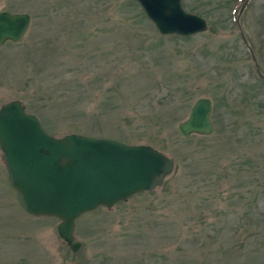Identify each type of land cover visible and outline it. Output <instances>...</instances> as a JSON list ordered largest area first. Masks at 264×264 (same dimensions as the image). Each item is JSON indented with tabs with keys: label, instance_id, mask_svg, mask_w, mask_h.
<instances>
[{
	"label": "rangeland",
	"instance_id": "1",
	"mask_svg": "<svg viewBox=\"0 0 264 264\" xmlns=\"http://www.w3.org/2000/svg\"><path fill=\"white\" fill-rule=\"evenodd\" d=\"M183 7L208 31L164 37L130 0H0L31 16L0 48V109L18 100L56 138L175 161L156 190L81 215L73 253L59 220L22 209L0 150V264H264V0ZM203 97L215 131L185 138L178 126Z\"/></svg>",
	"mask_w": 264,
	"mask_h": 264
},
{
	"label": "water",
	"instance_id": "2",
	"mask_svg": "<svg viewBox=\"0 0 264 264\" xmlns=\"http://www.w3.org/2000/svg\"><path fill=\"white\" fill-rule=\"evenodd\" d=\"M131 1L141 5L162 36L190 37L208 31L207 21L188 13L183 0ZM30 23L28 14L0 12V48L18 43ZM242 38L246 43L243 33ZM212 112L210 98L198 99L188 119L178 126L182 136H211ZM0 150L21 206L30 215L59 219L58 233L74 252L82 246L75 242L76 220L82 214L112 208L135 194L161 187L175 169L172 158L151 146L78 134L53 137L20 101L0 109Z\"/></svg>",
	"mask_w": 264,
	"mask_h": 264
},
{
	"label": "flooded vegetation",
	"instance_id": "3",
	"mask_svg": "<svg viewBox=\"0 0 264 264\" xmlns=\"http://www.w3.org/2000/svg\"><path fill=\"white\" fill-rule=\"evenodd\" d=\"M129 201V200H128Z\"/></svg>",
	"mask_w": 264,
	"mask_h": 264
},
{
	"label": "trees",
	"instance_id": "4",
	"mask_svg": "<svg viewBox=\"0 0 264 264\" xmlns=\"http://www.w3.org/2000/svg\"><path fill=\"white\" fill-rule=\"evenodd\" d=\"M186 39V38H185Z\"/></svg>",
	"mask_w": 264,
	"mask_h": 264
}]
</instances>
